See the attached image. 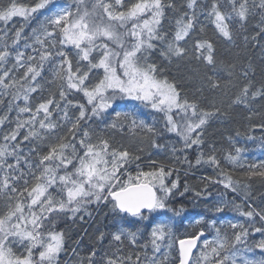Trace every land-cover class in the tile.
I'll return each mask as SVG.
<instances>
[{
	"label": "snow or ice",
	"instance_id": "snow-or-ice-1",
	"mask_svg": "<svg viewBox=\"0 0 264 264\" xmlns=\"http://www.w3.org/2000/svg\"><path fill=\"white\" fill-rule=\"evenodd\" d=\"M257 141L264 0H0V264H264Z\"/></svg>",
	"mask_w": 264,
	"mask_h": 264
},
{
	"label": "trees",
	"instance_id": "trees-1",
	"mask_svg": "<svg viewBox=\"0 0 264 264\" xmlns=\"http://www.w3.org/2000/svg\"><path fill=\"white\" fill-rule=\"evenodd\" d=\"M224 55H226V53H224ZM120 104H121V105H125V104H127V101H122V102H120ZM143 112H144V118H145V119H150V116L148 115V110H143ZM226 128H227V129H231V128H232V125L229 124V123H227V122H226L225 124H223V125H221V124H219V123H215V124L213 125V127L210 129V131L214 134L215 138H216L218 141H221V137H222V135L227 134V133L225 132V129H226ZM255 135L259 136V135H260L259 131H257V132L255 133ZM247 147H248V149H249V153H248V155H249L250 158H251V157H257V158H260V157L262 156V154H264V148H261V147L258 146V141L255 142V143H254V142H248V143H247ZM86 226H87V225H85V227H86ZM88 230H89V232L92 231L91 228H89ZM182 230H183V229H182ZM71 235H72L73 239H77V238H79L81 235H83V232H82V230H80V229H73L72 232H71ZM84 240H85V242H87L88 237L85 236V237H84Z\"/></svg>",
	"mask_w": 264,
	"mask_h": 264
},
{
	"label": "rangeland",
	"instance_id": "rangeland-1",
	"mask_svg": "<svg viewBox=\"0 0 264 264\" xmlns=\"http://www.w3.org/2000/svg\"><path fill=\"white\" fill-rule=\"evenodd\" d=\"M129 103H131V102H128V101H127V104H129Z\"/></svg>",
	"mask_w": 264,
	"mask_h": 264
}]
</instances>
